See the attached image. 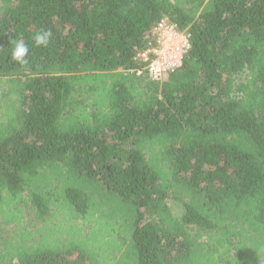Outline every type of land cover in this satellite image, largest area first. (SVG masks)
Wrapping results in <instances>:
<instances>
[{
    "label": "trees",
    "instance_id": "obj_1",
    "mask_svg": "<svg viewBox=\"0 0 264 264\" xmlns=\"http://www.w3.org/2000/svg\"><path fill=\"white\" fill-rule=\"evenodd\" d=\"M0 264H264V0H0Z\"/></svg>",
    "mask_w": 264,
    "mask_h": 264
},
{
    "label": "built area",
    "instance_id": "obj_2",
    "mask_svg": "<svg viewBox=\"0 0 264 264\" xmlns=\"http://www.w3.org/2000/svg\"><path fill=\"white\" fill-rule=\"evenodd\" d=\"M153 40L140 50L136 59L144 63L138 70H147L153 79H161L183 64L184 57L191 49L192 34L188 29H179L168 18H161L152 31Z\"/></svg>",
    "mask_w": 264,
    "mask_h": 264
},
{
    "label": "clouds",
    "instance_id": "obj_3",
    "mask_svg": "<svg viewBox=\"0 0 264 264\" xmlns=\"http://www.w3.org/2000/svg\"><path fill=\"white\" fill-rule=\"evenodd\" d=\"M51 33L47 31H43L38 33L35 37V43L37 46H47L49 43ZM30 54V49L27 44L23 42V40L15 41L14 46L11 51V59L19 62L21 64L27 63V57Z\"/></svg>",
    "mask_w": 264,
    "mask_h": 264
},
{
    "label": "rangeland",
    "instance_id": "obj_4",
    "mask_svg": "<svg viewBox=\"0 0 264 264\" xmlns=\"http://www.w3.org/2000/svg\"><path fill=\"white\" fill-rule=\"evenodd\" d=\"M170 203V206L172 207V209L175 211L176 214H180L181 210H182V207L180 206V204L170 200L169 201ZM37 223L34 221V218L31 216L29 218V223L27 224V227H37ZM15 226H9V227H6L4 226V231L2 232V235L3 236H7L8 234L12 233L13 231V228Z\"/></svg>",
    "mask_w": 264,
    "mask_h": 264
}]
</instances>
